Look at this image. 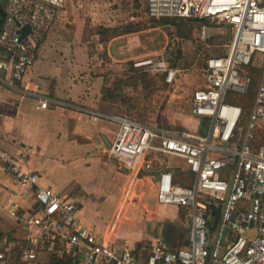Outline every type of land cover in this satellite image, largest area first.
Here are the masks:
<instances>
[{
	"label": "built area",
	"instance_id": "obj_1",
	"mask_svg": "<svg viewBox=\"0 0 264 264\" xmlns=\"http://www.w3.org/2000/svg\"><path fill=\"white\" fill-rule=\"evenodd\" d=\"M65 5V0L7 1L0 29L1 84L17 88L24 80ZM147 9L154 18H204L232 27L231 41L222 54L208 58L204 84L193 93L197 129L153 126L84 103H64L117 123L109 152L131 172L149 174L160 167L149 190L157 206L188 210L190 243L173 248L158 238L146 257L131 247L118 249L79 219L78 203L41 185L37 171L0 146V164L18 186L33 187L37 202L25 215L11 209L27 229L25 245L19 261L0 249V264H37L44 251L50 258L54 252L71 256L74 264H264V0H147ZM26 25L30 31L24 34ZM200 38L208 39L205 25ZM133 65L164 74L169 83L181 70L163 54L136 59ZM234 96L251 99L250 106L229 100ZM49 106L48 97L39 98L38 108ZM164 155L185 159L182 171L189 184L176 179L177 168L169 161L162 163ZM214 212L219 215L216 229L210 223Z\"/></svg>",
	"mask_w": 264,
	"mask_h": 264
},
{
	"label": "crops",
	"instance_id": "obj_2",
	"mask_svg": "<svg viewBox=\"0 0 264 264\" xmlns=\"http://www.w3.org/2000/svg\"><path fill=\"white\" fill-rule=\"evenodd\" d=\"M122 38L126 39V43L117 47L118 52H129V56L135 59L143 58H136L137 55H133L131 49H123L122 46L130 44L129 34L127 37L119 36L111 40L108 43L109 54H113V43ZM89 39L85 25L69 20L68 10H60L40 45L35 64L24 80L17 88L0 83V146L37 171L41 185L52 187L78 203L79 219L110 239L118 249H122L129 246L122 241L116 243L108 234L103 233L105 228L97 230L88 219H81L80 212L85 199L92 196L97 200L108 201L116 197V213L120 217L122 209L119 210V204L124 187V191L137 190L142 181L153 186L155 174L159 173L160 167L157 166L149 174L139 173L142 177L131 172L109 152L118 129L117 123L93 117L64 103L80 102L114 112L110 109V102L102 99L104 75L96 73L97 55L91 52ZM40 97L50 99L48 108H38ZM55 166L74 169L77 174L71 176L67 173L68 178L64 176L65 179H56L52 175ZM87 175L93 177V187L84 179ZM36 205L33 187L18 186L14 176L7 173L0 164V249L8 251L14 260H20L27 229L12 214L11 209L16 207L20 215H25ZM164 206L156 205L155 208L161 209ZM171 209L170 214L177 216L180 208L171 205ZM172 227L178 229L176 239L181 233L182 239L178 246H175L176 239L171 243L165 233L154 237V241L163 238L173 248L188 245L190 219L183 225L176 224ZM130 247L138 252L142 249L140 243ZM37 264H50V253H41Z\"/></svg>",
	"mask_w": 264,
	"mask_h": 264
},
{
	"label": "rangeland",
	"instance_id": "obj_3",
	"mask_svg": "<svg viewBox=\"0 0 264 264\" xmlns=\"http://www.w3.org/2000/svg\"><path fill=\"white\" fill-rule=\"evenodd\" d=\"M65 1L64 9L68 10L69 20L79 21L89 32L91 52L97 55L95 58L97 75L103 74L109 76L112 81H116L119 77H126L129 62L136 60L131 56L118 57L112 53L109 54L108 43L101 42V35L97 33L101 25L124 24L145 27L130 33V44L122 46L123 49L125 51L131 49L133 55H137L136 58L166 55L170 59V64L176 61L175 66L181 69L177 79L172 83L158 80L157 84H152L151 87L143 82H139L138 85H129L126 88V93L130 97L129 103H110L113 113L127 115L153 126L164 125L189 131H193L198 126V119L191 111L193 93L204 84V69L208 58L222 54L225 49L224 44L228 42L226 39L229 37L231 41L232 27L210 19L198 21L195 18L186 17L171 18L170 23H162L163 18H154L149 14L147 0ZM203 25L206 26L208 36L206 41L200 38ZM125 36L127 37V35L123 37ZM180 49L181 52H179ZM177 55H179L178 59ZM138 71L143 72L140 69ZM151 75L159 78L161 76V74ZM255 90L256 83L247 96L252 98ZM239 98V102L245 104L247 108L250 106L251 99L247 100L245 96ZM201 126L204 128L203 124ZM262 135L261 140L264 142V133ZM160 160L162 163L169 161V164L177 169H187L184 158L164 155L160 157ZM73 170L55 166L52 175L56 179H65L64 176L69 177L67 173L71 176L75 173ZM138 176L142 177L140 174ZM84 177L87 184L93 187L91 183L93 177L89 175ZM158 177L157 172L155 178L158 179ZM130 181L129 183L132 182ZM124 189L119 204V210L122 209L120 217L116 213V197L101 201L88 196L80 212L81 219H88L97 230L105 228L103 233L108 234L116 243L122 241L129 247L140 243L141 252L147 255L155 242L154 237L164 235L168 227L172 225H183L187 222L186 216L184 220L182 218L183 210H178L177 216L173 217L170 214L172 213L171 205H165L161 209L152 207L145 201L138 188L131 191L128 189L124 191ZM135 218L138 220L135 221ZM180 234L177 236L175 246H178L182 239Z\"/></svg>",
	"mask_w": 264,
	"mask_h": 264
},
{
	"label": "trees",
	"instance_id": "obj_4",
	"mask_svg": "<svg viewBox=\"0 0 264 264\" xmlns=\"http://www.w3.org/2000/svg\"><path fill=\"white\" fill-rule=\"evenodd\" d=\"M138 1V0H137ZM138 4V3H137ZM139 5V4H138ZM4 8V5L0 1V26L2 25L3 21V14L1 13V9ZM176 18V17H173ZM172 19L170 17H163L162 23H170ZM145 27H133L132 25H119V26H104L101 25L98 27L97 33L101 35V42L109 43L111 40H113L116 37L124 36L127 34H130L135 31H140ZM230 41V38L226 39V41ZM181 52V49L179 50ZM107 53V52H106ZM108 54V53H107ZM177 55V59H178ZM176 62V61H175ZM175 62L171 65L175 66ZM139 69L136 68L133 65V61L129 62V71L128 74L125 73L126 77H119L116 81H112V79L109 76H104V83L102 87V99L103 101L110 102V103H129L130 97L126 93V88L129 85H138L139 82H143L148 84L150 87L152 84H157L158 80H161L163 82H166L165 75L161 74L160 78L157 76H152L151 73L148 72H139ZM255 71H258L256 68ZM129 72H131L129 74ZM127 74V75H126ZM256 79H254L253 85L255 84ZM229 100L238 102L240 98L234 96L229 97ZM164 126V125H162ZM168 127V126H165ZM176 179L178 181H183L185 184L190 183V179L187 176V174L183 171H180L177 169L176 172ZM180 210H183L182 218L184 220L185 216L189 220L188 216V210L184 208H180ZM215 218L210 221L213 228L216 229L217 223H218V212H214ZM178 229L177 227H168V229L165 232V236L168 237L169 241L172 243L174 242V239H176V235ZM143 254V253H142ZM144 257L147 256V254H143ZM50 264H74V259L71 256H65L61 257L58 255V253L54 252L51 255L50 258Z\"/></svg>",
	"mask_w": 264,
	"mask_h": 264
},
{
	"label": "water",
	"instance_id": "obj_5",
	"mask_svg": "<svg viewBox=\"0 0 264 264\" xmlns=\"http://www.w3.org/2000/svg\"><path fill=\"white\" fill-rule=\"evenodd\" d=\"M8 0H1L3 5L7 4ZM1 13L4 14V8L1 9ZM196 20L198 21H202L204 20V18H197ZM30 31V26L26 25L24 27V34L28 33ZM126 43V39L122 38V39H118L116 40L113 45H112V52L114 55L118 56V57H126L129 56V52H124V53H120L117 51V47L119 45H123ZM138 190L142 193V195L144 196V198L146 199L147 203H149L152 207L156 206V198L155 196L150 192L149 190V186L147 184V182L142 181L139 186H138Z\"/></svg>",
	"mask_w": 264,
	"mask_h": 264
}]
</instances>
